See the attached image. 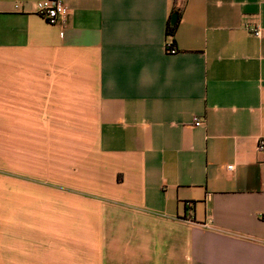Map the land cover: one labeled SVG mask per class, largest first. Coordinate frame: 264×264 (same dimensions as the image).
I'll return each instance as SVG.
<instances>
[{
	"label": "crops",
	"instance_id": "0c3cea01",
	"mask_svg": "<svg viewBox=\"0 0 264 264\" xmlns=\"http://www.w3.org/2000/svg\"><path fill=\"white\" fill-rule=\"evenodd\" d=\"M39 1L0 0V264H264V0Z\"/></svg>",
	"mask_w": 264,
	"mask_h": 264
},
{
	"label": "built area",
	"instance_id": "2783aa9c",
	"mask_svg": "<svg viewBox=\"0 0 264 264\" xmlns=\"http://www.w3.org/2000/svg\"><path fill=\"white\" fill-rule=\"evenodd\" d=\"M37 13L40 14L49 24H55L59 19L64 17L68 12V7L62 0H44L36 3ZM254 35H259V30H253ZM171 44H167V50L174 53V49L170 48ZM194 125L199 126L200 121L194 117ZM259 151L263 150V142L259 141L257 145ZM227 169H232V165H227Z\"/></svg>",
	"mask_w": 264,
	"mask_h": 264
},
{
	"label": "trees",
	"instance_id": "16d2710c",
	"mask_svg": "<svg viewBox=\"0 0 264 264\" xmlns=\"http://www.w3.org/2000/svg\"><path fill=\"white\" fill-rule=\"evenodd\" d=\"M174 11L178 12V9H175ZM177 24H178V19L175 21L173 25H171L170 22L168 23V26H167L168 35L173 37L175 30L177 28Z\"/></svg>",
	"mask_w": 264,
	"mask_h": 264
},
{
	"label": "water",
	"instance_id": "95a60500",
	"mask_svg": "<svg viewBox=\"0 0 264 264\" xmlns=\"http://www.w3.org/2000/svg\"><path fill=\"white\" fill-rule=\"evenodd\" d=\"M177 16L178 14L176 12H174L171 17H170V24L173 25L175 23V21L177 20Z\"/></svg>",
	"mask_w": 264,
	"mask_h": 264
}]
</instances>
